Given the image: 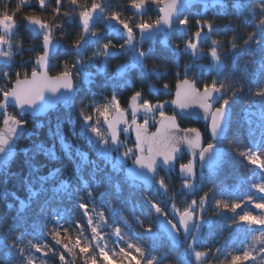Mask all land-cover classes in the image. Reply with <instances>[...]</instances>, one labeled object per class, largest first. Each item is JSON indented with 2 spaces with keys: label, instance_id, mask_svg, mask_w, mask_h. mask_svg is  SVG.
I'll use <instances>...</instances> for the list:
<instances>
[{
  "label": "trees",
  "instance_id": "16d2710c",
  "mask_svg": "<svg viewBox=\"0 0 264 264\" xmlns=\"http://www.w3.org/2000/svg\"><path fill=\"white\" fill-rule=\"evenodd\" d=\"M38 2L0 0V18L14 20L22 48L16 63H4L0 101L12 81L35 70L34 60L42 52L43 40L26 20L31 12L49 13L50 23H43L60 45L48 72L70 74L75 93L43 117L18 116L7 109L27 130L14 159L0 172V264H32L36 259L39 264H92L94 257L97 264H108L104 239L118 232L136 241L153 264H264V223H249L240 215L249 200L264 203L259 168L264 149V0L189 3L167 36L141 44L136 29L158 20L161 0H52L49 11ZM96 6L105 14L86 30L81 17ZM104 16L132 31L135 48L144 53L141 62L132 64L127 39L121 30H110ZM105 47L120 53L102 63L96 51ZM216 59L220 68L211 66ZM182 78L198 89L217 88L219 105L229 111L225 136L215 142L221 148L219 164L196 171L191 190L178 174V166L189 161L184 152L175 169L156 172L152 187L127 180L123 168L136 155L132 137L121 135L117 148L105 155L102 137L94 134L98 125L109 142L98 111L116 108L129 114L127 103L134 94L150 106L163 103L172 99ZM163 114H175L180 126L198 128L205 143L212 142L204 123L183 118L170 107L162 114L153 110L148 127L154 128ZM137 117L143 123L141 114ZM117 154L125 155L123 164L114 160ZM256 188L263 196L254 195ZM187 211L200 214L199 238L191 245L192 237L181 232V242L174 243L158 228L157 219L172 220Z\"/></svg>",
  "mask_w": 264,
  "mask_h": 264
},
{
  "label": "water",
  "instance_id": "95a60500",
  "mask_svg": "<svg viewBox=\"0 0 264 264\" xmlns=\"http://www.w3.org/2000/svg\"><path fill=\"white\" fill-rule=\"evenodd\" d=\"M196 1L201 0H161L158 20L151 25L137 27L138 43L153 40L157 35H166L181 9ZM120 30L127 40L133 36L132 31L125 26ZM59 45L54 39H44L41 44L42 52L34 60L35 70L28 76L15 80L1 97L0 172L14 159L17 143L27 130L18 117L9 114L8 107L15 109L18 116L43 117L59 104L68 103L74 96L75 85L70 74L60 73L52 76L48 72L50 61ZM103 52L106 58L120 53L108 47H105ZM218 103L219 93L214 87L198 89L195 83L187 78H182L174 86L172 109L183 118L200 121L206 125L212 142L205 143L203 133L198 128L180 126L175 114L161 116L154 128H148L136 117L142 113L149 114L151 107L147 103H141L138 94L132 95L127 103L129 114L117 109L110 117L102 120L106 136L112 145L119 144L121 135H131L134 142L136 156L131 163L125 165V178L146 188L152 187L156 171L175 169L182 152L189 157V161L178 166L180 179L195 182L198 165L207 171L213 170L222 155L214 143L224 138L229 116V111L225 107L217 106ZM115 161L122 164L125 156L117 154ZM78 208L85 215L84 208ZM252 209L259 211L256 206H252ZM157 226L172 242L180 243L181 232L191 235L195 229V221L187 211L175 215L172 220L159 217Z\"/></svg>",
  "mask_w": 264,
  "mask_h": 264
},
{
  "label": "rangeland",
  "instance_id": "374dc122",
  "mask_svg": "<svg viewBox=\"0 0 264 264\" xmlns=\"http://www.w3.org/2000/svg\"><path fill=\"white\" fill-rule=\"evenodd\" d=\"M20 1L22 4H29L30 1H34V0H20ZM35 1H37V0H35ZM38 1H39L38 7L40 6L43 11H49V9L51 8V5H52V0H38ZM205 1H207V0H205ZM210 1L213 2L214 0H210ZM57 5L58 4H56V7H58ZM43 13L47 14V15L41 16L38 13H32L31 12V14L26 16V20H27V23H28L32 33L39 34L41 36L42 40L48 39V38L51 39L50 35H52V30L48 24L46 25L45 23H43V21L50 23L51 17L48 15L49 13H47V12H43ZM104 14H105V11L100 6H96L91 11H89L88 13L82 15L81 19H82V23H83L85 29L86 30L89 29L90 25L93 23L94 19L97 16L100 17ZM103 21L110 30H113L115 32L120 31V29H121L120 24H116V23L112 24L111 21L106 16H104ZM14 28H15L14 20L11 17L2 16L0 18V73L3 70L4 73L6 74V68L4 69V67H3L4 63L5 64L16 63L18 60L17 57L22 55V52H21L22 48L16 42V38L14 35ZM169 32L164 36H167L169 34ZM198 37H200V36H198ZM134 38L135 37L132 36L130 39L127 40V44H126V50H129V52L131 53V56H132V60H133L132 64L135 63L134 60L141 62L143 55H144V53L141 50H138L135 48L134 42L136 40ZM137 40H138V38H137ZM136 42L138 43V41H136ZM194 48H195V46H194ZM17 51H19V52L16 53ZM96 53L101 58L100 61L103 63L104 59L106 58L104 55L103 49L97 50ZM211 64H212L211 66H214L215 68L221 67L220 63L218 62V59L212 60ZM18 79H20V78H18ZM14 81H12V83ZM73 81H74V79H73ZM74 83H75V81H74ZM3 85H4V87H7L6 84H3ZM10 88L11 87H7L6 90H8ZM215 89H217V88H215ZM171 100L172 99H169L163 103H158L156 105L150 106L151 111L149 114H145V113L141 114V116L143 118V123L148 127L147 120L149 119L150 114L153 110H156L157 114H162L164 108L170 107L172 109ZM219 102H220V98H219ZM217 106H220L219 103ZM115 110H117V109L115 108L113 110H109V109L108 110H104V109L99 110L97 113L98 118L100 117V119H102V120L107 119L108 117H110L112 115V113ZM163 115H166V114H163ZM163 115H161V116H163ZM138 118L139 117H136L137 120H138ZM129 119H130V117H129ZM101 123H102V121H101ZM95 127H97V129L95 128L94 134L97 131V134L100 137H102L103 153L105 155L109 156L114 151V149L117 147L112 145L110 143V140L107 143L103 139V133H101L102 131L101 132L98 131V130H102V129L98 125H96ZM104 131H105V135H106L105 128H104ZM216 146L219 149H221L219 145L216 144ZM261 152H262V154H261V158L259 160L260 161L259 168H261L263 173H264V149H261ZM201 170H202V167L200 165H198L197 172L199 173V172H201ZM193 183L194 182L189 181V183L185 184V188L187 190H191L193 187ZM263 185H264V183H263ZM257 193H259V195L263 196V193L258 191L256 188L254 195H256ZM252 197H253V195H251L249 197V199H251ZM247 204H248L247 205L248 208H246V206H244V205H246V203L243 204L244 209L240 215H242V217H244V219H246L247 222L251 223V222L255 221L254 223H256V225L261 226L264 223V203H259V202H254V201L249 200V202H247ZM252 206L258 207L259 211H254L252 209ZM221 207L223 208L222 205H221ZM235 207L240 208L242 206H238V205L236 206L235 205ZM230 209L233 210L232 208H230ZM191 216H192L193 220L195 221V229H194L193 233L190 235L192 237L191 238V245H192L199 238L200 228L202 226V221L200 219L199 213L197 215L194 213H191ZM85 242L87 244L86 247H90V244H91L90 240L85 239ZM260 242H261V240H260ZM102 253H103V257L107 260L108 264H153V262L150 258H145L144 251L141 248V246L136 241H134L125 232H118L116 235L106 237L104 239V250L102 251ZM32 264H39V262L36 259ZM92 264H97V258L96 257H94L92 259Z\"/></svg>",
  "mask_w": 264,
  "mask_h": 264
},
{
  "label": "snow or ice",
  "instance_id": "6c2138e0",
  "mask_svg": "<svg viewBox=\"0 0 264 264\" xmlns=\"http://www.w3.org/2000/svg\"><path fill=\"white\" fill-rule=\"evenodd\" d=\"M234 259H240L239 257H234Z\"/></svg>",
  "mask_w": 264,
  "mask_h": 264
}]
</instances>
